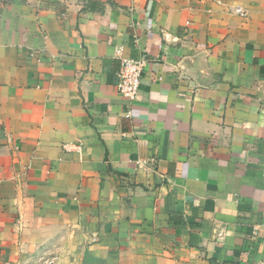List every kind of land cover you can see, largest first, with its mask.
I'll list each match as a JSON object with an SVG mask.
<instances>
[{
    "label": "crops",
    "instance_id": "obj_1",
    "mask_svg": "<svg viewBox=\"0 0 264 264\" xmlns=\"http://www.w3.org/2000/svg\"><path fill=\"white\" fill-rule=\"evenodd\" d=\"M52 259L264 264V0H0V264Z\"/></svg>",
    "mask_w": 264,
    "mask_h": 264
},
{
    "label": "built area",
    "instance_id": "obj_2",
    "mask_svg": "<svg viewBox=\"0 0 264 264\" xmlns=\"http://www.w3.org/2000/svg\"><path fill=\"white\" fill-rule=\"evenodd\" d=\"M231 11L240 16L244 15V11L240 7L233 8ZM116 56L119 59L117 91L124 99L132 103L139 96L142 75L147 60L143 55L134 58L125 57L122 55L121 48L116 51ZM74 150L80 152L81 146L75 145ZM53 260H46L44 264H52Z\"/></svg>",
    "mask_w": 264,
    "mask_h": 264
}]
</instances>
